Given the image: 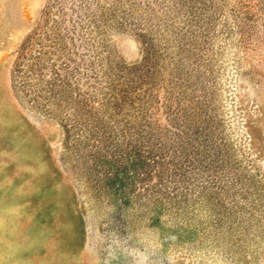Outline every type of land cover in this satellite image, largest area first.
I'll use <instances>...</instances> for the list:
<instances>
[{"label": "rangeland", "instance_id": "374dc122", "mask_svg": "<svg viewBox=\"0 0 264 264\" xmlns=\"http://www.w3.org/2000/svg\"><path fill=\"white\" fill-rule=\"evenodd\" d=\"M0 264H264V0H0Z\"/></svg>", "mask_w": 264, "mask_h": 264}, {"label": "trees", "instance_id": "16d2710c", "mask_svg": "<svg viewBox=\"0 0 264 264\" xmlns=\"http://www.w3.org/2000/svg\"><path fill=\"white\" fill-rule=\"evenodd\" d=\"M26 43H27V44H26ZM26 43H25V46H26V45H27V46H28V45L30 46V45L34 44V43H32L30 40H29L28 42H26ZM29 60H31V59H28V61H29ZM28 61H27V62H23V61H22V62L20 63L19 66L21 67V69H23L24 67H28V64H27ZM26 69H27V68H26ZM20 71H21V70H20Z\"/></svg>", "mask_w": 264, "mask_h": 264}]
</instances>
